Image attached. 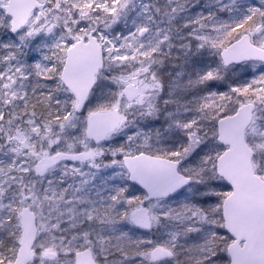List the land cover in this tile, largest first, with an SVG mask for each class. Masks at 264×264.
Segmentation results:
<instances>
[{"label":"snow or ice","instance_id":"1","mask_svg":"<svg viewBox=\"0 0 264 264\" xmlns=\"http://www.w3.org/2000/svg\"><path fill=\"white\" fill-rule=\"evenodd\" d=\"M0 264H264V0H0Z\"/></svg>","mask_w":264,"mask_h":264},{"label":"rangeland","instance_id":"2","mask_svg":"<svg viewBox=\"0 0 264 264\" xmlns=\"http://www.w3.org/2000/svg\"><path fill=\"white\" fill-rule=\"evenodd\" d=\"M256 2L259 3V0H256ZM29 62H31V61H29ZM171 63H179V62L178 61H172V62H169V63H167V64L164 65V67H163V69L161 71V75L164 76L165 78H167L168 72L171 71ZM258 74L259 73H257V75ZM247 77L248 78H251V68H250V73H249V69H248V75H247Z\"/></svg>","mask_w":264,"mask_h":264},{"label":"trees","instance_id":"3","mask_svg":"<svg viewBox=\"0 0 264 264\" xmlns=\"http://www.w3.org/2000/svg\"><path fill=\"white\" fill-rule=\"evenodd\" d=\"M250 68H251V67H249V73H250ZM246 78H247V79H251V78H248V77H246Z\"/></svg>","mask_w":264,"mask_h":264}]
</instances>
